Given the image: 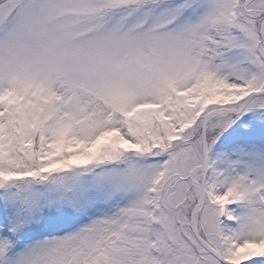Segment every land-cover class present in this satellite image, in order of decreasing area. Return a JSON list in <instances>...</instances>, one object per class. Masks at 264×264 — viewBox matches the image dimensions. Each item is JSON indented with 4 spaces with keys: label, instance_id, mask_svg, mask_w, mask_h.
I'll list each match as a JSON object with an SVG mask.
<instances>
[{
    "label": "snow or ice",
    "instance_id": "obj_1",
    "mask_svg": "<svg viewBox=\"0 0 264 264\" xmlns=\"http://www.w3.org/2000/svg\"><path fill=\"white\" fill-rule=\"evenodd\" d=\"M0 264H264V0H0Z\"/></svg>",
    "mask_w": 264,
    "mask_h": 264
}]
</instances>
